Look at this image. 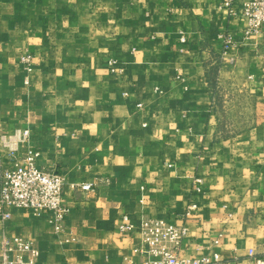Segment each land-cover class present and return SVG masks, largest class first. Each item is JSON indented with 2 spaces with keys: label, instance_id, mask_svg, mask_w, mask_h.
Masks as SVG:
<instances>
[{
  "label": "crops",
  "instance_id": "1",
  "mask_svg": "<svg viewBox=\"0 0 264 264\" xmlns=\"http://www.w3.org/2000/svg\"><path fill=\"white\" fill-rule=\"evenodd\" d=\"M226 1L0 0V134L30 131L18 157L63 176L69 210L62 235L12 210L0 246L28 240L38 264H141L142 221L181 224L194 202L182 256L264 259V29L245 40L244 0L234 16ZM221 35L240 46L234 67Z\"/></svg>",
  "mask_w": 264,
  "mask_h": 264
},
{
  "label": "built area",
  "instance_id": "2",
  "mask_svg": "<svg viewBox=\"0 0 264 264\" xmlns=\"http://www.w3.org/2000/svg\"><path fill=\"white\" fill-rule=\"evenodd\" d=\"M231 16L236 15L231 0L224 3ZM243 16L248 20L244 31L245 40L260 34L264 29V0H244ZM219 39L223 45V60L225 64L234 67L239 59L240 46H237L228 35H221ZM184 41V38H182ZM33 56L26 54L20 62L27 75L34 70ZM116 62L111 61L112 72H115ZM28 77L26 84H28ZM139 107H142L141 105ZM29 130H15L12 133L0 134V222L5 224L12 218V210H24L37 217L48 216L54 225L57 234H64V225L69 210L63 205L65 180L56 170H47L37 167L40 153L29 150L27 155L20 159L19 148L30 140ZM197 185L201 180L196 179ZM83 192H93L94 186L85 184L80 188ZM199 189V186L197 190ZM198 205L190 202L186 212L179 216L181 224H174L166 219H144L139 233L146 250L137 249L135 254H146L141 264H221L219 254L197 258L182 256L184 241L190 231L186 222L192 219ZM134 229L128 216L123 219L119 230L127 233ZM74 242L73 239L65 243ZM219 244V241H215ZM0 264H38L39 250L32 242L23 238L6 239L0 246ZM253 253H251V256ZM124 264H134L128 258ZM255 264H264V259L255 260Z\"/></svg>",
  "mask_w": 264,
  "mask_h": 264
}]
</instances>
